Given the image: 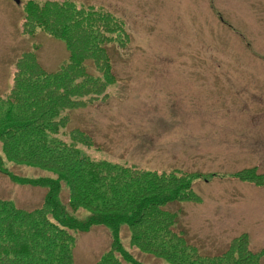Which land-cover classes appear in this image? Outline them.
Here are the masks:
<instances>
[{
    "label": "rangeland",
    "instance_id": "obj_1",
    "mask_svg": "<svg viewBox=\"0 0 264 264\" xmlns=\"http://www.w3.org/2000/svg\"><path fill=\"white\" fill-rule=\"evenodd\" d=\"M27 1L0 0L2 95L22 53L33 51L47 71L68 59L62 41L25 18ZM70 1L114 14L124 29L122 42L107 43L117 76L107 95L65 111L66 129L84 130L94 141L80 145L81 151L94 160L205 174L191 179L201 202L167 206L182 208L178 226L207 255L223 252L246 233L250 249L263 251L264 264V185L230 176L250 166L264 171V0ZM9 168L22 176L45 174L23 165ZM45 191L0 173V197L18 207L39 205ZM119 236L139 261L166 264L131 247L125 225ZM111 239L106 226L93 225L77 238L74 263L93 264Z\"/></svg>",
    "mask_w": 264,
    "mask_h": 264
},
{
    "label": "trees",
    "instance_id": "obj_2",
    "mask_svg": "<svg viewBox=\"0 0 264 264\" xmlns=\"http://www.w3.org/2000/svg\"><path fill=\"white\" fill-rule=\"evenodd\" d=\"M24 12L32 27L64 43L68 59L47 71L33 51L22 53L12 85L0 94V173L17 184L46 190L41 203L31 208L0 197V264H75L76 240L93 225L106 226L112 238L93 264H148L122 245L123 225L131 247L166 264H260L263 251L250 249L246 233L232 238L223 252L207 255L178 226L182 208L167 206L201 202L191 179L205 174L94 160L79 147L94 145L91 136L79 128L66 129L70 115L65 111L107 95L117 80L107 43L122 42L119 19L70 0H28ZM13 165L45 174L18 175L9 168ZM230 176L264 185V171L258 166Z\"/></svg>",
    "mask_w": 264,
    "mask_h": 264
}]
</instances>
